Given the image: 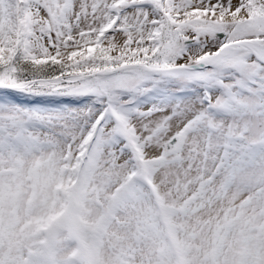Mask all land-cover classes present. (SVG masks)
I'll return each mask as SVG.
<instances>
[{"label": "snow or ice", "instance_id": "1", "mask_svg": "<svg viewBox=\"0 0 264 264\" xmlns=\"http://www.w3.org/2000/svg\"><path fill=\"white\" fill-rule=\"evenodd\" d=\"M0 264H264V0H0Z\"/></svg>", "mask_w": 264, "mask_h": 264}]
</instances>
